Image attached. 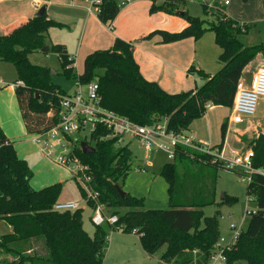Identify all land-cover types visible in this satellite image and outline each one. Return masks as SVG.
Segmentation results:
<instances>
[{
    "label": "trees",
    "instance_id": "1",
    "mask_svg": "<svg viewBox=\"0 0 264 264\" xmlns=\"http://www.w3.org/2000/svg\"><path fill=\"white\" fill-rule=\"evenodd\" d=\"M183 0H164L150 7L152 13L163 11L182 15L187 25L178 31L156 29L145 38L161 36L162 42L188 37H201L214 31L221 51L219 70L210 74L202 69L198 74L205 82L196 88L169 92L156 81L147 79L135 59L133 43L116 37L113 46L97 49L84 58L83 70L75 68V58L63 43H52L50 51L58 54L63 72L82 83L97 80L104 107L129 117L140 124H151L167 118L174 131L189 130L193 121L203 117L208 104L231 108L243 69L258 54L264 58V42L247 44L241 37L249 24L227 15L210 18V8L203 2L204 16L188 10L180 13ZM248 1V0H244ZM120 11L116 0H101L98 15L104 23L112 22ZM63 24L35 14L0 34V60L12 62L17 71L15 92L25 126L29 133H40L55 126L61 117V98L69 94L53 80L52 69L34 63L29 54L42 50L48 31ZM195 70L191 68V71ZM228 119L221 124L222 140L213 149L222 150ZM106 128L92 131L95 149L78 148L77 154L88 164L92 176L89 184L97 199H87L90 205L105 204L110 214L118 215L116 223L95 225L93 234L84 227L83 209L59 211L54 208L62 191L57 181L35 188L34 172L21 157L15 143L0 123V219L11 231L0 235V255L7 257L0 264H102L109 245L108 233L123 230L140 235L149 255L162 251L158 264H209L214 245L221 233L218 211L206 215L204 207L216 203L217 172L236 171L215 153L179 147L174 159L166 162L160 174L169 183V208H146L144 197L127 193L122 197L116 188L130 169L133 150L120 144L119 136L107 137ZM254 151L252 164L257 171L248 182L247 192L257 203L256 210L237 242L227 248L226 264L246 261L264 264V132L250 140ZM75 178V177H74ZM86 194L83 187H81ZM226 200L235 197L225 195Z\"/></svg>",
    "mask_w": 264,
    "mask_h": 264
},
{
    "label": "crops",
    "instance_id": "2",
    "mask_svg": "<svg viewBox=\"0 0 264 264\" xmlns=\"http://www.w3.org/2000/svg\"><path fill=\"white\" fill-rule=\"evenodd\" d=\"M116 1L120 6L118 15L112 22L104 23L97 12L88 10L87 0H0V34L34 16L42 6H45L47 17L63 24L60 27L51 29V32L48 33L47 45L50 46L52 43L65 44L71 56L75 58V64L80 58L84 63L85 56L94 50L110 48L113 46L116 37H121L133 43L134 56L142 74L147 79L158 82L161 87L169 92H179L199 87L205 82V79L198 74L200 69L210 74L218 69V56L221 49L215 40L214 31L207 30L199 38L188 37L167 43L162 42L159 35L145 38L148 33L156 29L181 30L187 25V21L179 19L178 15L163 11L154 13L150 11L153 2L161 3L164 0H131L125 5L120 4L123 0ZM194 1L196 0L191 2ZM248 2L243 6H247ZM225 13L234 18L242 19L236 16V10L234 9L227 8ZM54 29L55 31H53ZM262 63L263 56L260 53L254 61L252 60L245 66L240 79L246 85H250ZM191 68L195 70L191 71ZM76 70L79 73L82 72L83 66L81 70L77 68ZM15 86L16 83L13 82L10 91L5 87H1L0 123L7 136L14 141L18 154L25 158L31 166L32 158L28 156L29 154L25 150H22L21 145L27 144L32 149L35 148L34 153L36 151L37 154H40L39 150L43 155L44 153L32 140V133L27 131L17 100ZM263 100L264 98L261 99V102ZM214 106L209 105L206 114L193 121L188 130L199 142L211 145L221 142L217 141V135L212 132L211 127L214 122L212 117L214 114L211 108ZM256 115H259L258 120L256 122L251 121L252 124H250V120ZM254 116L246 119L251 126H247V131H244V134L242 133L243 136L250 133V138H255L260 132H264L262 128V125H264V106L257 109ZM233 123L235 122L228 121L224 150L226 143L231 144L233 150L241 149V147L236 148L233 145L232 136L229 140L230 127ZM25 137L27 138L24 139ZM237 141L242 142V139L239 137ZM38 148L39 150H37ZM34 161L33 168H36ZM33 179L34 175L31 183ZM51 183L53 182L41 186H34L33 183L32 185L35 188H41ZM9 228L10 232V225Z\"/></svg>",
    "mask_w": 264,
    "mask_h": 264
},
{
    "label": "rangeland",
    "instance_id": "3",
    "mask_svg": "<svg viewBox=\"0 0 264 264\" xmlns=\"http://www.w3.org/2000/svg\"><path fill=\"white\" fill-rule=\"evenodd\" d=\"M191 1L183 0L182 3H180V10L184 11L188 9L189 12L194 15L204 16V0ZM213 2L215 3V7L209 9L211 13L208 16L210 18H215L217 15L224 14L227 8L234 9L236 10V16L242 18L239 20H246L243 22L249 24L248 32L243 33L241 36L244 41L247 44L264 42V0H250L249 2L244 0H231L229 4H224V2ZM246 2H248L246 4L247 6H243ZM196 7H198V9H196ZM178 17L184 21L186 20L185 17L180 14H178ZM51 29L52 28L49 29L48 33L51 32ZM53 31H55V29ZM29 57L34 63L50 67L53 70V80L60 84L67 92L73 93L78 88L77 80L67 76L63 72L61 60L56 52L50 50L33 51L29 54ZM255 59H253V61ZM82 62L83 60L81 58L78 59L75 68L81 70L83 66ZM261 66H264V58ZM220 67L221 63L219 62L218 69H216L215 72H217ZM16 78L17 71L13 63L6 60H0V81H2L0 82V90L1 87H5V89L10 91L11 85L15 82ZM261 106H264V100L263 102L260 100L258 109H260ZM211 110L214 114V116H212L214 119L211 126L212 132L217 135V141H221L222 136L220 126L226 119L230 122L231 108L226 106H214ZM258 117L259 115L252 117L250 124H252L251 121L256 122ZM248 124L247 121L243 123H233L230 127L231 134L229 140L232 136V141L234 142L233 145L236 148L241 147L238 151L244 152L250 149L249 142L253 138H250V133H247V136L242 135L244 131H247V126H251ZM262 128L264 129V125H262ZM90 131V127H87L83 129L80 134L78 133L74 135L78 136L80 139L79 147H81V142H85L92 148H95V141L90 142ZM86 134L88 136L87 138H85ZM239 137L242 139V142L237 141ZM120 144H128L130 149L133 150V156L130 160V169L128 170V173L120 178L118 184L127 193L137 197H144L146 208H169V183L167 179L160 174L163 165L166 162L171 161L168 157L167 151L162 149L146 150L136 138L132 137H124ZM21 146L22 150H25V152L29 154L28 156L32 158V168L33 161L35 160L34 165L36 168H33V185L41 186L48 182H62V191L59 201H73L78 203L79 208L83 209L84 227L90 234H93L95 229V224L91 220L93 208L87 201V194H84V191L81 189L85 184L80 177L78 179L74 178L71 170L54 162L52 159L45 157L40 152L39 148L37 150H39L40 154H37L36 151L34 153L35 148L32 149V147H29L27 144H22ZM225 151L229 156L233 155L234 150L231 148V144L226 143ZM244 178V175H241L236 171L220 169L217 172L216 203L204 207L205 214L208 216L214 215L218 211L220 212L219 223L221 233L219 239L225 238L227 242L231 241L236 231V228L233 227V221L241 223L242 228L245 229L250 219L248 211L256 210L257 207L256 201L252 199V196H249L247 192L249 181ZM226 194L235 197V200H226ZM9 230L8 223L5 220L0 219V235L8 233ZM108 240L109 245L102 264H158L160 255L164 250L163 248L156 254L149 255L142 246L139 234L125 232L123 230L109 231ZM4 257L7 256L1 254L0 260L4 259ZM236 264L248 263L243 261Z\"/></svg>",
    "mask_w": 264,
    "mask_h": 264
},
{
    "label": "built area",
    "instance_id": "4",
    "mask_svg": "<svg viewBox=\"0 0 264 264\" xmlns=\"http://www.w3.org/2000/svg\"><path fill=\"white\" fill-rule=\"evenodd\" d=\"M130 1L123 0L120 4L125 5ZM213 1L224 2V4L230 3V0ZM213 1L204 2L209 8H213L215 7ZM87 2L88 10L98 13L101 0H87ZM77 84L78 88L73 93L69 92L61 98L60 121L47 131L32 133L31 138L41 148L44 155L71 170L75 178L80 177L85 184H83V188L87 194V199H97L98 192H93L89 184L92 178L88 173L89 166L77 154L76 150L79 147L80 139L78 136H74L80 134L87 127H90L91 130L90 142L96 141L92 131L102 127L109 131L107 137L119 136L120 142L124 137L136 138L146 150L162 149L167 151L170 159L175 158L176 150L179 147L215 153L219 158L224 159L230 167L241 168L244 171V179L247 181H251L252 174L257 171L252 164L254 151L251 148L244 152L234 150L233 155L229 156L225 153L224 147L220 151L213 149V145L199 142L188 130L174 131L169 129L167 118L151 124L137 123L129 117L102 105L97 80H92L89 83H82L77 80ZM262 98H264V66L256 71L250 85H246L241 79L239 80L231 107L230 122L243 123L246 119L254 116ZM209 105L211 104L209 103ZM87 137L86 134L85 138ZM80 146L79 148H82V142ZM259 171L264 173V170ZM91 206L93 208L91 220L95 225L117 222L118 215L110 214L105 204L96 202ZM54 208L59 211L75 210L79 208V205L73 201H58ZM251 211L253 210L248 211V214ZM233 227L236 228V231L231 241L227 242L225 238H220L214 245L209 264H226L225 251L237 242L243 230L242 224L235 221H233ZM134 233L137 231L134 230ZM162 263L176 264L165 261Z\"/></svg>",
    "mask_w": 264,
    "mask_h": 264
},
{
    "label": "water",
    "instance_id": "5",
    "mask_svg": "<svg viewBox=\"0 0 264 264\" xmlns=\"http://www.w3.org/2000/svg\"><path fill=\"white\" fill-rule=\"evenodd\" d=\"M45 6H42L39 11L37 12V15L41 16L44 14L45 12ZM180 13H184V11H179ZM42 50L44 51H48L50 50V47L47 46V44H45L42 48ZM53 71V70H52ZM82 149L83 151L85 152H90V151H93L95 148H92L91 146H89L88 143H85V142H82ZM116 188L117 190L119 191V193L121 194L122 197H125V195L127 194V192L125 190H123V188L117 183L116 184Z\"/></svg>",
    "mask_w": 264,
    "mask_h": 264
}]
</instances>
